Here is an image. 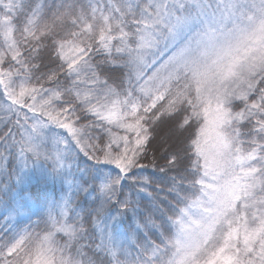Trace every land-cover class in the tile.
Returning a JSON list of instances; mask_svg holds the SVG:
<instances>
[{
	"label": "snow or ice",
	"instance_id": "snow-or-ice-1",
	"mask_svg": "<svg viewBox=\"0 0 264 264\" xmlns=\"http://www.w3.org/2000/svg\"><path fill=\"white\" fill-rule=\"evenodd\" d=\"M0 264H264V0H0Z\"/></svg>",
	"mask_w": 264,
	"mask_h": 264
}]
</instances>
